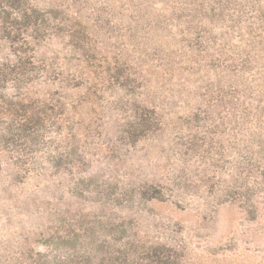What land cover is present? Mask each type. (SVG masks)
<instances>
[{
	"label": "rangeland",
	"instance_id": "rangeland-1",
	"mask_svg": "<svg viewBox=\"0 0 264 264\" xmlns=\"http://www.w3.org/2000/svg\"><path fill=\"white\" fill-rule=\"evenodd\" d=\"M0 264H264V0H0Z\"/></svg>",
	"mask_w": 264,
	"mask_h": 264
}]
</instances>
